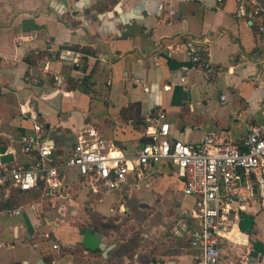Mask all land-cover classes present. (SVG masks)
I'll list each match as a JSON object with an SVG mask.
<instances>
[{"label": "crops", "instance_id": "1", "mask_svg": "<svg viewBox=\"0 0 264 264\" xmlns=\"http://www.w3.org/2000/svg\"><path fill=\"white\" fill-rule=\"evenodd\" d=\"M239 0H0V159L28 167L20 137L44 124L57 160L92 124L133 154L153 117L173 137L240 141L264 121V43ZM199 39L222 71L205 78L183 42ZM68 50L78 55L61 58ZM224 96L226 102H222ZM64 195L0 187V264H196L186 232L195 198L166 159L124 187L92 192L65 168ZM19 207L18 214L8 210ZM221 264H264V210L230 220Z\"/></svg>", "mask_w": 264, "mask_h": 264}, {"label": "built area", "instance_id": "2", "mask_svg": "<svg viewBox=\"0 0 264 264\" xmlns=\"http://www.w3.org/2000/svg\"><path fill=\"white\" fill-rule=\"evenodd\" d=\"M236 11L258 20L264 43V1L239 0ZM183 44L205 78L217 79L222 67L210 60L207 47L196 38ZM77 55L68 50L61 58L74 61ZM221 100L226 102L224 96ZM152 119L154 129L133 154L115 148L96 126L86 124L75 132L60 161L55 158L56 147L44 134V124L35 121L33 131L20 137L25 153L36 152L33 161L23 167L0 159V187L23 191L41 184L47 196L64 195V169L75 168L90 191L108 192L124 187L129 173L140 180L153 162L166 159L182 179L183 191L195 198L188 212L194 226L186 235L196 264H221V244L231 218L251 203L264 210V121L249 124L238 142L207 133L201 142L190 143L171 135L165 112L159 111ZM19 212V207L8 210L9 214Z\"/></svg>", "mask_w": 264, "mask_h": 264}, {"label": "rangeland", "instance_id": "3", "mask_svg": "<svg viewBox=\"0 0 264 264\" xmlns=\"http://www.w3.org/2000/svg\"><path fill=\"white\" fill-rule=\"evenodd\" d=\"M264 1V0H263Z\"/></svg>", "mask_w": 264, "mask_h": 264}]
</instances>
